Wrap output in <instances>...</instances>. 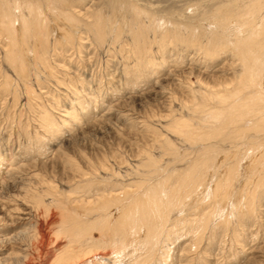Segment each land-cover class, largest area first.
Returning <instances> with one entry per match:
<instances>
[{
  "label": "rangeland",
  "instance_id": "374dc122",
  "mask_svg": "<svg viewBox=\"0 0 264 264\" xmlns=\"http://www.w3.org/2000/svg\"><path fill=\"white\" fill-rule=\"evenodd\" d=\"M16 1L0 0V21L25 20L17 44L0 25V264H264L261 170L243 141L226 138L224 105L238 91L237 103L264 105V79L246 85L234 49L251 37L264 61V0H65L76 35L64 43L52 12L61 0ZM201 116L202 139L176 131ZM195 164L202 209H180L170 188ZM151 193L156 234L143 221L131 243L120 224ZM103 194L123 197L87 207Z\"/></svg>",
  "mask_w": 264,
  "mask_h": 264
},
{
  "label": "bare ground",
  "instance_id": "6f19581e",
  "mask_svg": "<svg viewBox=\"0 0 264 264\" xmlns=\"http://www.w3.org/2000/svg\"><path fill=\"white\" fill-rule=\"evenodd\" d=\"M17 1H19V0H17ZM104 1H105V4H108V5H114V4H117L118 3V0H104ZM16 2H15V5L17 6V3ZM59 2L64 3V4L61 5L60 9L58 8V10H57V8L55 9L54 6H53L52 9L54 8L55 10L53 9L54 11L52 10V12H55V17L53 19L56 22L55 23L56 28L61 31L60 34H59V36H57L56 40L58 41V43L59 42L64 43V42H69L70 40H73V38L75 37L76 31H75L74 26H75V21L76 20H75V18L69 12H66V10L64 8L65 4H67V1L61 0V1H58L57 3H59ZM52 3H54V0H53ZM13 5L14 4H12L11 6H13ZM9 6H10V4H9ZM55 7H58V6L56 5ZM50 8H51V4H50ZM16 11H17V9H16ZM16 11L14 10L13 12L15 13ZM20 11L18 10L17 13H19ZM39 11L40 10H38V12ZM7 15H8V13H7ZM16 17H20L19 14H18V16H15V18L10 17V16H5V17L3 16L1 18V21H0L1 27H3L5 29V32H4L5 35L9 38V40H10V42L12 44L13 43L14 44H17V37L22 36V34L25 31V20L24 19H22V21L19 20V24H20V27H19V26L16 25V21H18V19ZM35 17H36L35 18L36 21L39 22L38 20H39L40 14L39 13H36L35 14ZM61 20L62 21H66V23H61L60 22ZM229 22L230 21H228V23ZM256 42L257 41H254L251 37H248L247 36L244 39L238 40L237 43H236V45H234V49L236 50L239 59L243 63V69H245V73L246 72L249 73V75L247 76L248 79H246V82H245L246 85H250L252 83H255L257 85V87H259L258 85H260L262 87L263 86L262 79H264V71L258 70L257 69V65L254 64V63L256 62L258 64L264 65V61L260 59V57H261L260 56V53L256 52V50H257V48H255ZM19 44H20V46H22V49H23L24 46L22 45V43H19ZM225 44L226 43H224V45ZM261 48H262V45L259 47V49H261ZM46 49H47V46L41 45V43L38 45V48H37V51H38L37 52V58H38V61H40L41 63H44L45 60H46V56H45ZM257 51H259V50H257ZM258 56H260V57H258ZM21 67H22L21 70L23 72H26V70L24 69L25 67L23 65V61L21 62ZM22 74L25 76L26 73H22ZM245 78H246V76H245ZM238 93H241V92L238 91V92L234 93L233 96L235 97L234 98L235 100L240 101L241 98L240 97L237 98V94ZM230 97H231V93L230 94H227L226 96L221 97L220 98V101H222V99H224V100L230 99ZM235 100L230 101V102H227V103L224 104V105H226V108L232 109V111H229L230 113L233 112V115H231V117H229L230 120H231V125L232 126H230V129L227 131V134L228 135H226V138L231 139V140H235L236 142L235 141L232 142V143H234V146H238V144L240 143V142L238 143V141L241 140V141H243L242 142L243 146H245V147H247V148L250 149V151L248 150L249 153H250L248 155L251 158L249 160V166L253 170L255 168H258V165H259L261 172L258 175V178H259L258 180L260 181V184L264 185V143L263 144H259L258 146L257 145L254 146V143H251V142H249V143L246 144V142L250 138H253V139L258 138L259 139L261 136H264V121L262 122L263 123L262 125H255L257 123L254 122V121H257L258 118H261L262 116H264L263 110H262V109H264V105H262L260 102H257V103L256 102L244 103L242 105V103H237V101H235ZM237 105L239 106L238 108H237ZM200 109H201V111H202L203 114L204 113H206V114L208 113L209 114V112H211L209 110H205V105H203L202 107H200ZM240 110H242L241 111L242 114H240L238 112ZM203 118H204L203 116L199 117L197 123L194 124L195 126L192 123L189 124V123H186L184 121H178L176 123V129H177L176 131H178L179 133H181L185 137L187 136L188 137V138L186 137L187 139H190V140H193V141H197L199 139H202L203 138V134H204V131L203 130H204V128H206L205 123L203 121ZM218 118H216V119H218ZM248 123H250V124L248 125ZM251 125L252 126L255 125V127H254V133H253L254 135L252 137H251V135H252L251 133H247L248 128L249 129H253V127ZM208 126L214 127V125H210V124ZM226 129H228V127ZM210 135H211V133H210ZM208 152L210 153V151H208ZM226 157L227 156L225 155V158ZM184 158H185V156H184ZM228 158H231V157L228 156ZM237 166L238 165L236 164L235 169L237 168ZM199 167L200 166H198L197 164H195L194 166L189 167L188 170L186 171V173L184 172L185 175L183 173L184 177L180 180V183L179 184H176V185L174 184L175 186L172 187V188H170V192H171V195L170 196H171V199L173 198L174 202H177V203H179V205L180 204L182 205V207L180 206V209L181 208L184 209L185 207H186L185 209H187V210H190V208H192V207H196V208H193V209H196V211H200L202 209L199 206L200 203H198V200H200L202 197L200 198V197L196 196V194H194V192L196 191L198 185L204 183V179H203L204 177H202L203 170L201 168H199ZM225 172L230 173L231 172V169L228 168V170H226ZM178 176L179 175L176 172L175 173V177H178ZM171 178L173 179V176H171ZM225 178H226L227 181H230V178L228 177V174H227V176ZM227 181L225 182V184L227 183L226 186L228 188L229 187V184H231L232 182L231 183H228ZM221 186L224 187L225 185H222V183H221ZM221 186H219V184H218V188L217 189H213L212 188V191H211L212 195L217 196V193H221V191H220L221 190V188H220ZM204 190H205V187L201 191H204ZM224 193L226 194L227 191L224 192ZM225 194H224V196H226ZM219 195L221 196V194H219ZM122 197L123 196L120 195V194H118V195L112 194L110 196L103 194L102 196H100V198L97 199V202L96 203H93L94 201L93 202L89 201L88 203H90V204L87 207L89 209H91V210L106 211L109 208V205L108 204L112 200L113 201H116L117 200L116 202H121V198ZM158 200H159L158 196L156 194H153V193L147 195L144 198L139 197V198H137V206H136V208H134L132 210L131 213H134L135 212V213L139 214L140 216L133 218L129 214H126L123 217V222L120 224L119 229L121 228L122 231H124V233L122 231L121 232L126 237H129L130 236L131 243H136L135 240H137L136 237L135 238H132L131 237L132 231H134V232L135 231H138V228L140 227V225H141V223L143 221H147L148 222V228L151 231L152 236H155V234H156V227L151 223L153 221V217H152L153 210L152 209H153V207L155 205H158ZM138 210H139L140 213L138 212ZM130 211L131 210H128L127 212H130ZM218 214H220V213H218ZM218 214L215 213V215H218ZM201 219H202V223H203L204 219L202 217L200 218V220ZM213 219L214 218H212V220L211 219L210 220L213 221ZM116 228H118V227H116ZM113 234H116V233H113ZM133 235L136 236V234H133ZM149 236H147V237H149ZM145 240H147L146 242H149L150 241V238H145ZM117 243L115 245H117ZM118 245H119V243H118ZM120 246H122L121 243H120Z\"/></svg>",
  "mask_w": 264,
  "mask_h": 264
}]
</instances>
